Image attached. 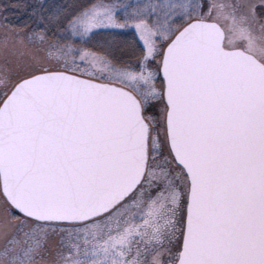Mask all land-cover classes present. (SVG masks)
I'll list each match as a JSON object with an SVG mask.
<instances>
[{
    "label": "snow or ice",
    "instance_id": "1",
    "mask_svg": "<svg viewBox=\"0 0 264 264\" xmlns=\"http://www.w3.org/2000/svg\"><path fill=\"white\" fill-rule=\"evenodd\" d=\"M0 7V264H264V0Z\"/></svg>",
    "mask_w": 264,
    "mask_h": 264
},
{
    "label": "rangeland",
    "instance_id": "2",
    "mask_svg": "<svg viewBox=\"0 0 264 264\" xmlns=\"http://www.w3.org/2000/svg\"><path fill=\"white\" fill-rule=\"evenodd\" d=\"M36 0H0V7L3 5H18L16 8H9V12L15 23H22L24 20L28 19V5L34 4ZM60 2H66V0H60ZM2 17V14H0Z\"/></svg>",
    "mask_w": 264,
    "mask_h": 264
},
{
    "label": "trees",
    "instance_id": "3",
    "mask_svg": "<svg viewBox=\"0 0 264 264\" xmlns=\"http://www.w3.org/2000/svg\"><path fill=\"white\" fill-rule=\"evenodd\" d=\"M0 22H2V17H1V15H0Z\"/></svg>",
    "mask_w": 264,
    "mask_h": 264
}]
</instances>
